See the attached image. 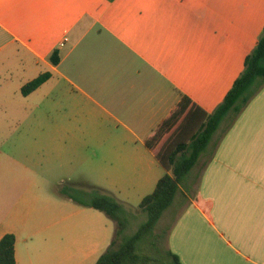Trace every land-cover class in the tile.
I'll list each match as a JSON object with an SVG mask.
<instances>
[{
	"label": "crops",
	"instance_id": "1",
	"mask_svg": "<svg viewBox=\"0 0 264 264\" xmlns=\"http://www.w3.org/2000/svg\"><path fill=\"white\" fill-rule=\"evenodd\" d=\"M262 30L264 0H0V117L31 116L34 155L51 149L68 177L82 167L140 203L169 172L158 156L199 131ZM46 169L0 163V239L14 235L15 264H95L116 222L53 190ZM174 202L156 229L168 223L181 264H264V88L221 123Z\"/></svg>",
	"mask_w": 264,
	"mask_h": 264
},
{
	"label": "trees",
	"instance_id": "2",
	"mask_svg": "<svg viewBox=\"0 0 264 264\" xmlns=\"http://www.w3.org/2000/svg\"><path fill=\"white\" fill-rule=\"evenodd\" d=\"M50 61L56 65L59 62L57 52L50 55ZM49 73H43L26 83L21 88L22 95L26 96L40 87L49 79ZM264 88V32L257 45L244 60V69L235 79L232 87L224 96L222 102L207 117L199 131L187 143H180L171 150L166 158H159L167 171L157 182L154 190L146 195L138 204L140 211L146 214V221L129 237H124L126 224L123 216L127 213L125 205L113 196L101 192L89 197L82 205L103 212L116 222V233L107 250L99 257L95 264H140L142 256L152 237V247H155V238L162 239L155 233L156 226L163 213L174 203L180 191V186L196 165L200 155L207 149L214 134L221 123L231 117L233 122L250 100ZM146 145L152 149L151 140ZM151 239V238H150ZM15 237L5 234L0 239V264H15ZM171 259L170 264H181L174 254L166 251ZM146 261H150L146 258Z\"/></svg>",
	"mask_w": 264,
	"mask_h": 264
},
{
	"label": "rangeland",
	"instance_id": "3",
	"mask_svg": "<svg viewBox=\"0 0 264 264\" xmlns=\"http://www.w3.org/2000/svg\"><path fill=\"white\" fill-rule=\"evenodd\" d=\"M262 32H264V30H262ZM60 87L61 89H55L54 91L44 88L43 92L45 95L47 92L53 91L55 97L60 98L62 105H64L66 97L63 95V92L67 91L68 87L64 85L63 81L61 82ZM10 119L11 120L4 121V119L0 117V150L4 151L2 153L0 152V163H4L8 160L20 162L40 160L47 168H49V170L46 169V176L53 178V182L51 184L53 190L60 191L61 194H68L77 201L87 200L89 197L96 194L98 188L105 190L110 195H113L118 199H121L122 201L120 202L125 205L127 210V213L123 216L126 224L124 237L133 235L139 226L146 221V214L139 211L138 200L131 198L132 196L126 195L128 192L127 187L129 186L100 184V178L95 172L89 176V174H85L86 171L82 169V167L76 168L68 177V175L63 173L62 167L61 170L58 168L59 161L54 163L53 152L51 149L39 155H34L33 152L40 146V144H43V138L41 134L37 132L36 120L32 119L31 116L29 118L24 117V115L21 117L17 114V112H14ZM166 136L168 135H164L163 138H166ZM4 189L5 187L2 186V193ZM176 202H180V197H178ZM176 202H174V204L163 213V221L167 220V216L175 209ZM181 203L184 204L187 202L182 200ZM166 224L161 222L157 227L160 231L156 229V231L162 236V239L161 237L155 238V247H152V243L154 242L152 241V237H150L151 239L149 238V245L147 250L143 251L144 255L142 256L140 264L171 263V259L168 257L166 252L167 249L163 234V232L166 231ZM146 258H149L150 261H146Z\"/></svg>",
	"mask_w": 264,
	"mask_h": 264
},
{
	"label": "built area",
	"instance_id": "4",
	"mask_svg": "<svg viewBox=\"0 0 264 264\" xmlns=\"http://www.w3.org/2000/svg\"><path fill=\"white\" fill-rule=\"evenodd\" d=\"M64 42H65V39L60 43V46H63Z\"/></svg>",
	"mask_w": 264,
	"mask_h": 264
}]
</instances>
